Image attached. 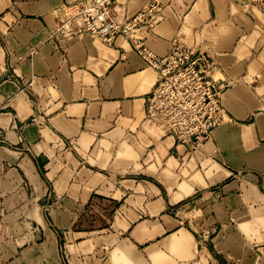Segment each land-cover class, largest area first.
Masks as SVG:
<instances>
[{"label": "crops", "instance_id": "1", "mask_svg": "<svg viewBox=\"0 0 264 264\" xmlns=\"http://www.w3.org/2000/svg\"><path fill=\"white\" fill-rule=\"evenodd\" d=\"M65 1L0 0V264H264V0H158L136 33L217 59L227 118L201 148L148 117L131 38L57 32Z\"/></svg>", "mask_w": 264, "mask_h": 264}, {"label": "built area", "instance_id": "2", "mask_svg": "<svg viewBox=\"0 0 264 264\" xmlns=\"http://www.w3.org/2000/svg\"><path fill=\"white\" fill-rule=\"evenodd\" d=\"M115 0H67L59 8L57 32L65 36L89 34L107 44L117 37L131 38L139 55L157 72L147 96L149 118L164 124L181 144L201 148L225 122L222 95L227 84L217 59L206 49L176 36L164 55L155 53L143 38L142 28L153 29L162 19L163 5L149 0L133 16L118 20Z\"/></svg>", "mask_w": 264, "mask_h": 264}]
</instances>
